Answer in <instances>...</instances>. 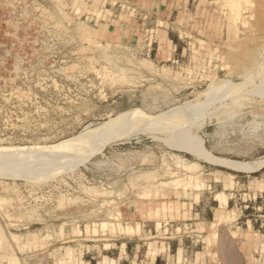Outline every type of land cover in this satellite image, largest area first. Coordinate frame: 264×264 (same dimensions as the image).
Listing matches in <instances>:
<instances>
[{
	"label": "rangeland",
	"instance_id": "obj_1",
	"mask_svg": "<svg viewBox=\"0 0 264 264\" xmlns=\"http://www.w3.org/2000/svg\"><path fill=\"white\" fill-rule=\"evenodd\" d=\"M186 6L128 41L133 0H0V151L86 147L0 176V264H264V0Z\"/></svg>",
	"mask_w": 264,
	"mask_h": 264
},
{
	"label": "bare ground",
	"instance_id": "obj_2",
	"mask_svg": "<svg viewBox=\"0 0 264 264\" xmlns=\"http://www.w3.org/2000/svg\"><path fill=\"white\" fill-rule=\"evenodd\" d=\"M260 50V49H259ZM262 51V50H261ZM263 51H264V49H263ZM261 55V54H260ZM263 56V55H262ZM264 60V59H263ZM261 61V60H260ZM256 61H254V63H255ZM262 63H264L263 61L261 62V64H257V66H256V69H257V72L258 73H261V72H264V64H262ZM250 95H252V94H250ZM254 95V94H253ZM256 96V95H255ZM261 97V96H260ZM264 97V96H263ZM241 98H243V97H241ZM240 98V99H241ZM259 98V97H258ZM224 99V98H223ZM248 100H250L249 98H247ZM260 101H261V99H260ZM218 103V101L216 100V99H213V100H207L206 101V104L208 103V104H211V103ZM256 102V101H255ZM221 103V102H220ZM219 103V104H220ZM229 104H230V102H228ZM261 103V102H260ZM225 104V103H224ZM234 104V103H233ZM256 104H258V103H256ZM227 105V104H226ZM236 105V103L234 104V106ZM239 105V104H238ZM249 105H251V104H249ZM219 106V105H218ZM231 106H232V103H231ZM228 107H230V106H228ZM236 107V106H235ZM245 107V106H244ZM257 107V106H256ZM231 108H233V107H231ZM227 110V111H226ZM225 110V113L226 112H228V110L229 109H226ZM232 110V109H231ZM230 110V111H231ZM232 112V111H231ZM229 113V112H228ZM180 120H176V119H172V120H165V122L164 123H162L161 122V125H165V126H169V127H171V128H175V126H176V124L179 122ZM135 122V120H130V118H126V117H121V118H117V119H115V120H113V121H111V126H116V130L112 133V137L113 138H122V137H125V136H128V135H130V133L133 131V129L135 128V126L133 125V123ZM159 127V126H158ZM163 128V127H162ZM161 130V129H160ZM181 132H185V130H181ZM84 137V136H83ZM83 137H79V138H75V139H70V140H67V141H64V142H61V143H59V144H55V145H51V146H49V145H45V146H36V147H28V148H25V149H23V150H21V148L19 149V150H21V151H17L16 152V150H14V151H10V150H8V149H5V150H1L0 151V171H2V172H0V176L2 175H4V177H8V176H16V175H18L24 168H26V167H28L27 165H29V163H31L32 161H31V159L33 158V157H35L36 158V160L37 161H39V162H44V161H46V160H53V161H56V160H59V159H62V158H65V157H67V158H69L68 160H69V162H67V163H62V164H60V166H68V165H70V163L72 162V161H74V159L78 156V155H80L81 153H83V152H85L86 151V147H84V146H82L80 143L79 144H77L76 146H74V152L73 153H64V151H65V149H66V147H68L69 146V144L73 141V140H76V139H79V140H81ZM183 143V142H182ZM191 143H189V141H187L186 140V143L184 142L183 143V145H182V148H184V149H189L190 150V148L188 147L189 145H190ZM178 146H179V144H178ZM72 148V147H71ZM196 152H197V156H203L204 154H205V152H204V150H201V149H199V148H197L196 147ZM26 156V157H24V158H21L22 156ZM207 155V154H206ZM212 159V158H211ZM222 159V158H221ZM224 159V158H223ZM213 161L215 160V161H220V162H222V163H226V164H228V166H232V167H236V168H238V169H243V168H247V170L248 169H250V168H252V167H250L249 166V164H247V163H245V162H241V163H239V162H231V161H229V160H218V159H212ZM31 161V162H30ZM52 161V162H53ZM214 161V162H215ZM227 161H229V162H227ZM258 161H261V160H258ZM219 162V163H220ZM255 162V161H254ZM55 163V162H54ZM261 163H262V161H261ZM258 164L259 163H257V165H256V163H255V165L256 166H258ZM263 164V163H262ZM35 165V164H34ZM32 166V165H31ZM60 166H59V168H60ZM64 166V167H65ZM230 166V167H231ZM34 167V166H33ZM48 167V166H47ZM61 167V168H62ZM35 168V167H34ZM58 168V167H57ZM32 169V168H31ZM63 169V168H62ZM244 169V170H245ZM30 170V169H29ZM39 170V169H38ZM43 170V169H42ZM41 170V171H42ZM46 170V169H45ZM48 170H49V168H48ZM52 170H54V168H52ZM58 170V169H57ZM60 170V169H59ZM58 170V171H59ZM40 171V170H39ZM249 171V170H248ZM30 172V171H29ZM28 171H27V173H29ZM48 173V172H47ZM51 173V172H50ZM33 174V173H32ZM5 175H7V176H5ZM34 175V174H33ZM1 176V177H2ZM19 176V175H18ZM23 176V174L20 176V178ZM44 177H45V175H43ZM49 176V175H48ZM28 177V176H27ZM26 177V178H27ZM34 177V176H33ZM40 177V176H39ZM250 177V176H249ZM46 178H48L47 177V175H46ZM46 178H44V179H46ZM4 179V178H3ZM31 179H33V178H31ZM36 179V178H35ZM34 179V180H35ZM40 179V178H39ZM41 179H42V177H41ZM25 180H27V179H25ZM37 180V179H36ZM35 180V181H36ZM29 181V180H28ZM42 181V180H41ZM40 181V182H41ZM44 181V180H43ZM39 183V182H38ZM31 184V183H30ZM37 186V185H36ZM131 191V190H130ZM142 195V194H141ZM138 196H140V195H138ZM163 202V201H162ZM161 202V203H162ZM149 203V202H148ZM169 203V202H168ZM142 204V203H141ZM170 205V204H169ZM142 206V205H141ZM169 207V206H168ZM170 207H171V205H170ZM183 207V206H182ZM156 209V211H157V208H155ZM160 210H161V208H160ZM174 210H178L177 208L176 209H174ZM184 210V209H183ZM186 210V209H185ZM164 212V211H163ZM168 212V211H167ZM175 212V211H174ZM166 213V212H165ZM154 214V213H153ZM163 214V213H162ZM171 214V213H170ZM152 215V214H151ZM156 215V214H155ZM165 216V215H164ZM172 217V216H171ZM137 223V222H136ZM117 224H119V222L117 223ZM120 226V225H119ZM128 226V225H127ZM212 226V225H211ZM214 226V225H213ZM121 227V226H120ZM210 227V226H209ZM94 233V232H93ZM150 243V242H149ZM152 244V243H151ZM154 245V244H153ZM226 246V245H225ZM224 246V247H225ZM232 246V245H231ZM149 247V246H148ZM221 247V246H220ZM223 247V246H222ZM223 247V248H224ZM225 249V248H224ZM152 251V250H151ZM232 251V250H231ZM231 251H230V249L229 248H226V252H223V254L225 253V264H235V260L237 259V258H235L234 259V256H233V254L231 253ZM154 252V251H153ZM152 252V253H153ZM75 253V252H74ZM151 253V254H152ZM234 253V252H233ZM154 255V254H153ZM152 256V255H151ZM152 258V257H151ZM76 259V258H75ZM69 260V259H68ZM71 260V259H70ZM70 260H69V262H70ZM112 260V259H111ZM155 260V259H154ZM8 261V260H7ZM13 261V260H12ZM11 261V263L13 264V262ZM74 261V260H73ZM72 261V262H73ZM58 262H60V260L58 261ZM61 263V262H60ZM68 263V262H67ZM75 263V262H74ZM9 264V263H8ZM84 264V263H83ZM237 264V263H236Z\"/></svg>",
	"mask_w": 264,
	"mask_h": 264
},
{
	"label": "crops",
	"instance_id": "obj_3",
	"mask_svg": "<svg viewBox=\"0 0 264 264\" xmlns=\"http://www.w3.org/2000/svg\"><path fill=\"white\" fill-rule=\"evenodd\" d=\"M137 6L139 18L133 20L114 21L107 24L108 32L121 39L130 41L136 38L145 23V16L165 18L176 15L179 19H188L195 24L203 18L199 7L189 12L186 3L188 0H133ZM199 13L196 14V13Z\"/></svg>",
	"mask_w": 264,
	"mask_h": 264
}]
</instances>
